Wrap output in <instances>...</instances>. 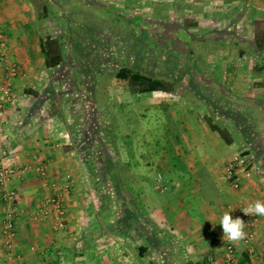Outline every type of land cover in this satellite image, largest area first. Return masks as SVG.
Listing matches in <instances>:
<instances>
[{"label": "crops", "instance_id": "1", "mask_svg": "<svg viewBox=\"0 0 264 264\" xmlns=\"http://www.w3.org/2000/svg\"><path fill=\"white\" fill-rule=\"evenodd\" d=\"M182 2L180 11L190 19L189 28L215 34L204 41L216 47L206 61L217 62L209 70H200L204 87L185 89L197 90L205 109L216 112L199 113L196 125L201 138L193 151L170 156L180 159L185 170L165 161L163 171L168 173L165 178L172 193L162 207L161 225L155 228L143 212L148 203L133 193L137 188L133 191L126 174V157L108 148L96 156L104 158L100 163L96 157L82 158V138L91 139L95 109L90 106L85 109L87 117L77 118L63 107L67 92L62 71L46 67L40 47L46 8L39 10L36 0H0V88L2 56L23 70L13 81L15 102L6 107L1 137L2 146L12 153L10 166L18 171L6 187L16 195L18 215L9 260L1 237L5 205L0 189V264H209L208 256H221L216 236L222 231L218 225L222 214L228 211L242 219L244 206L264 202V0ZM184 78L191 81L190 74ZM91 89H86L89 97ZM155 100L149 98L150 108L157 106ZM79 126H84L81 133ZM217 127L226 133L224 139ZM234 157H241L237 189L224 179V168ZM38 168L46 169L45 180L37 175ZM97 168L104 174L101 187L92 177ZM56 193L63 195L66 212L61 232L52 231L50 218H36L41 203ZM234 245L242 263L264 264V216H258L250 244L243 238Z\"/></svg>", "mask_w": 264, "mask_h": 264}, {"label": "rangeland", "instance_id": "2", "mask_svg": "<svg viewBox=\"0 0 264 264\" xmlns=\"http://www.w3.org/2000/svg\"><path fill=\"white\" fill-rule=\"evenodd\" d=\"M36 1L39 10L45 7L48 12L42 35L53 36L64 45V63L59 71H62L63 86L68 94L64 96L63 107L67 106L70 115L77 118L87 117L85 109L90 106L95 109L96 125L89 136L94 142L82 138V158L93 160L92 157L102 156L108 148L112 153L119 152L126 157V174L133 182V191L137 188L133 193H139L143 204L148 203V212L147 208L143 212L152 218L155 228L160 227L162 207L172 193L163 165L168 160L184 169L180 159L170 156L177 151L182 154L190 149L193 151L201 138L200 127L196 125L199 113L216 112L205 109L197 98V90L185 89L187 86L204 87V79L199 78L200 70H209L217 64L211 61L213 58L207 62L208 56L215 54L216 47L204 41L215 38V34L205 28L185 29L189 27L190 19L180 11L184 8L182 0L157 5L149 0L137 3L122 0ZM191 22L194 21L191 19ZM176 33L188 44L185 54L176 38L173 41ZM126 66L173 84L175 93L156 94L157 106L150 108L149 98L155 99L152 94H133L127 87H112L116 70ZM188 74L191 81L185 82L184 77ZM242 83H246L245 79ZM91 86L89 97L86 89ZM78 95L83 97L82 101L74 99ZM214 123L220 128L224 126L221 122ZM83 127H78V133ZM96 159L98 163L104 160ZM97 170L92 177L96 184L101 182V187L104 174L100 168Z\"/></svg>", "mask_w": 264, "mask_h": 264}, {"label": "built area", "instance_id": "3", "mask_svg": "<svg viewBox=\"0 0 264 264\" xmlns=\"http://www.w3.org/2000/svg\"><path fill=\"white\" fill-rule=\"evenodd\" d=\"M3 40L2 31L0 30V42ZM4 62V82L0 88V189L1 198L5 205V218L1 225V237L5 246V251L9 260L13 257L14 244L12 242L14 236V217L18 215L16 208V195L13 191L6 189L8 182L17 174L14 168L9 163L12 162V153H10L4 146L1 140L4 134L5 110L7 105L15 102V95L13 94V81L23 75L21 66L12 60H9L5 55L2 56ZM241 157H234L227 163L224 168V179L235 189L239 187V182L236 178V170L240 165ZM26 169H22L24 171ZM37 175H40L44 180L47 178V171L45 168H38ZM157 182L159 180L157 179ZM47 185V183H45ZM69 184L65 188L68 189ZM247 206H244L245 208ZM242 208V209H243ZM66 212L64 208V199L62 194H50L43 203H41L37 211V219H51V229L54 232H61L66 227L65 222ZM242 220L245 222L244 242L250 244L255 238V228L258 222L256 215H244L242 212ZM217 244L221 250V256H208L207 262L209 264H243L236 254V249L233 241L223 238V231L217 233ZM33 250V248H32Z\"/></svg>", "mask_w": 264, "mask_h": 264}, {"label": "trees", "instance_id": "4", "mask_svg": "<svg viewBox=\"0 0 264 264\" xmlns=\"http://www.w3.org/2000/svg\"><path fill=\"white\" fill-rule=\"evenodd\" d=\"M182 29L183 28H181V30ZM185 29L188 30L189 27L186 26ZM183 31L185 30L183 29ZM175 38L178 46L185 54V51H188L187 49H189L188 44L186 42H182L177 37V33L174 35L173 39ZM40 47L45 59L46 67L48 69H55L62 66V64L64 63V45L59 39L50 35H45L40 41ZM111 86L115 88L127 87L130 93L140 95L151 93H168L174 91L175 87L173 84H169L163 79L150 77L143 72L134 71L127 66L121 67L116 70L115 74L112 77ZM215 130L220 134L223 139L226 137V133H224L222 129H219L217 127V129ZM93 139H90V141H93Z\"/></svg>", "mask_w": 264, "mask_h": 264}, {"label": "clouds", "instance_id": "5", "mask_svg": "<svg viewBox=\"0 0 264 264\" xmlns=\"http://www.w3.org/2000/svg\"><path fill=\"white\" fill-rule=\"evenodd\" d=\"M242 212L246 216H264V202L257 200L255 203H251L243 208ZM218 225L222 228L223 238H227L229 241L235 242L245 237V222L239 217L233 218L228 211H225L219 218Z\"/></svg>", "mask_w": 264, "mask_h": 264}]
</instances>
